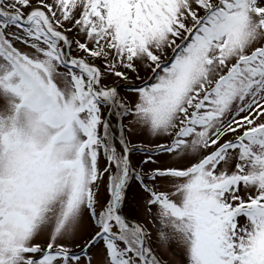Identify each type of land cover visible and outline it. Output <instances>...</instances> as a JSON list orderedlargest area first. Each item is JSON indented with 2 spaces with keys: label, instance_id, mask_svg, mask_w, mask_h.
Segmentation results:
<instances>
[{
  "label": "snow or ice",
  "instance_id": "1",
  "mask_svg": "<svg viewBox=\"0 0 264 264\" xmlns=\"http://www.w3.org/2000/svg\"><path fill=\"white\" fill-rule=\"evenodd\" d=\"M0 264H264V0H0Z\"/></svg>",
  "mask_w": 264,
  "mask_h": 264
}]
</instances>
